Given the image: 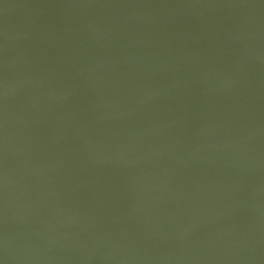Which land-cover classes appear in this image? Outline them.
<instances>
[{"label":"water","instance_id":"1","mask_svg":"<svg viewBox=\"0 0 264 264\" xmlns=\"http://www.w3.org/2000/svg\"><path fill=\"white\" fill-rule=\"evenodd\" d=\"M0 264H264V0H0Z\"/></svg>","mask_w":264,"mask_h":264}]
</instances>
